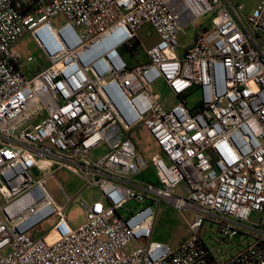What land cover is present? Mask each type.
Returning <instances> with one entry per match:
<instances>
[{"label":"built area","instance_id":"1","mask_svg":"<svg viewBox=\"0 0 264 264\" xmlns=\"http://www.w3.org/2000/svg\"><path fill=\"white\" fill-rule=\"evenodd\" d=\"M145 25L159 41L132 67ZM28 35L49 64L32 76ZM64 169L102 194L77 227L46 188ZM162 204L191 216L176 247L154 238ZM0 264H264V0H0Z\"/></svg>","mask_w":264,"mask_h":264},{"label":"rangeland","instance_id":"2","mask_svg":"<svg viewBox=\"0 0 264 264\" xmlns=\"http://www.w3.org/2000/svg\"><path fill=\"white\" fill-rule=\"evenodd\" d=\"M261 1L262 0H239V3L245 5V14L249 16L254 12ZM209 18L210 17H205L194 22L192 26L186 30V34L180 36L179 43L181 46L178 49L179 52L194 43L195 34L199 25L209 20ZM64 23L65 18L62 16L55 20V24L58 26ZM138 39L139 45L136 48L123 50L125 60L132 67L149 61L148 51L157 44L159 36L151 25H145L138 32ZM15 50L24 54L25 57H34V61L26 64L24 67L28 76H32L34 73L49 66L36 41L31 35L18 41L15 45ZM154 87L156 93L164 95L166 92V87L162 82L156 83ZM167 99L173 102L171 95H169ZM187 100L189 106L194 108L199 100V94L197 92L193 93L187 98ZM135 141L139 145L140 151L145 156H152L153 154L160 153L159 148L155 145V141L147 132L143 134L139 133ZM101 156L102 149L91 152V157L94 159H99ZM34 175H39V173L35 172ZM46 188L56 202L61 205L67 203L65 193L73 200L67 210L68 220L73 227H77L85 221V211L81 206L83 200L85 199L87 202L92 203L102 198V194L98 188L85 189L84 181L74 173L65 169L58 171L55 177L48 178ZM122 215L127 216L126 211H122ZM189 220H191L189 214H182L171 206L162 204L159 207L154 238L168 243L172 247H176L190 235ZM40 229L46 230L47 224L43 225ZM214 229L215 227L210 228L207 233L203 230L204 240L209 244L213 253H216L217 257H220L222 252L227 256L235 254L238 251V248L234 246V243H238L240 238H236L234 242L222 240L221 237L215 234Z\"/></svg>","mask_w":264,"mask_h":264},{"label":"crops","instance_id":"3","mask_svg":"<svg viewBox=\"0 0 264 264\" xmlns=\"http://www.w3.org/2000/svg\"><path fill=\"white\" fill-rule=\"evenodd\" d=\"M160 241V240H159ZM233 255V254H232ZM231 256V255H230Z\"/></svg>","mask_w":264,"mask_h":264}]
</instances>
